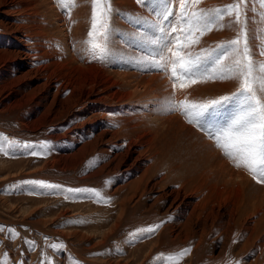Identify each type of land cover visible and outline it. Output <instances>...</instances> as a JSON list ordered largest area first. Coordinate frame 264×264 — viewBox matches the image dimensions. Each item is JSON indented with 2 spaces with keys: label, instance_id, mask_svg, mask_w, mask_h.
<instances>
[{
  "label": "bare ground",
  "instance_id": "bare-ground-1",
  "mask_svg": "<svg viewBox=\"0 0 264 264\" xmlns=\"http://www.w3.org/2000/svg\"><path fill=\"white\" fill-rule=\"evenodd\" d=\"M228 1L201 0L188 11L223 9L233 4ZM110 3L105 19L111 31L130 34L135 29L129 19L153 18L137 0ZM172 7L178 14V0ZM244 8L259 71L264 63L259 55L264 50V3L248 0ZM91 16L92 0H0V115L17 111L20 127L34 131L68 114L64 123L69 128L50 132L61 143L50 148L45 165L66 173L88 164L80 173L84 188L103 180L97 190L107 187L109 193L96 203L95 209L103 212L94 225L102 228L114 221L100 232L101 242L117 232L122 214L129 212L139 216L127 222L133 225L129 232L160 225L147 255L166 242L174 245L171 253L189 249L192 257L208 242L222 257L233 246L236 254H243L240 264H261L264 184L245 167H236L179 110H164L170 100L203 103L231 95L238 81L213 79L174 90L170 70L129 63L143 53L119 39L111 46L120 50V62L94 60L87 43ZM229 20L225 17L226 27L213 25L203 36L193 30L200 43L185 52L195 57L229 35L237 36ZM225 63L230 65L232 58ZM145 196L148 201L142 205Z\"/></svg>",
  "mask_w": 264,
  "mask_h": 264
},
{
  "label": "snow or ice",
  "instance_id": "snow-or-ice-1",
  "mask_svg": "<svg viewBox=\"0 0 264 264\" xmlns=\"http://www.w3.org/2000/svg\"><path fill=\"white\" fill-rule=\"evenodd\" d=\"M137 3L148 9L153 18L137 17L129 19L128 23L135 29L132 33L111 31V25L105 19L111 13L110 0H92L91 29L87 33L89 53L94 60L120 62L119 49L112 47L116 39L141 53L143 56L129 63L146 64L147 70L171 71L172 88L180 89L206 80H236L238 88L231 95L220 96L203 103L188 101H168L164 110L171 112L179 110L186 117L187 123L195 125L203 131L215 146L221 149L223 155L235 162L236 167H245L257 183L264 184V63L259 65V71L253 57V48L249 44L247 32V12L244 6L248 0H235L233 4L221 9L205 11L195 9L201 0H178L179 12L174 14V0H137ZM264 3V0H262ZM229 17V25L238 30L237 38L219 43L211 50H202L195 57L191 52H185L193 44H199V36L205 31H211L213 25L221 29L226 27L222 21ZM171 18V19H170ZM187 25V27H184ZM199 36L194 37V31ZM264 56V50L259 51ZM231 57L232 63L225 61ZM47 141L39 145L41 150L48 146ZM11 148L33 149L35 146L25 142L18 145L9 142ZM0 152L5 151L0 142ZM30 155H38L36 150ZM35 191L39 189L61 190L75 193L80 198L89 194L99 197L95 189L78 188L64 189L59 184L43 180L24 181ZM82 194V195H81ZM160 225L139 229L133 233L134 238L145 234H153ZM0 230H3L0 228ZM10 238L18 236L14 230L8 229ZM34 245V242L25 241ZM51 248L59 250L62 244H52ZM185 249L177 253L183 256ZM0 264H6L0 260Z\"/></svg>",
  "mask_w": 264,
  "mask_h": 264
},
{
  "label": "rangeland",
  "instance_id": "rangeland-1",
  "mask_svg": "<svg viewBox=\"0 0 264 264\" xmlns=\"http://www.w3.org/2000/svg\"><path fill=\"white\" fill-rule=\"evenodd\" d=\"M232 1L234 3V0L228 2ZM0 32L4 30L0 28ZM235 38L236 35H229L222 43ZM16 112L0 115V142L9 153L0 152V228L3 229L0 230V260H5L6 264H240L243 254H236L233 246L228 256L222 257L218 248L208 242L202 246V252L199 250L192 257L187 255L188 252L183 256L176 255L180 251H176V254L172 252L173 255L170 251L174 245L169 246L166 242L147 255V248L156 241L158 228L153 234L134 238L133 233L147 227L129 232L133 225L127 222L139 217L129 212L122 214V223L117 232L101 242L100 232L107 230L114 221L112 219L108 226L102 228L94 225L96 216L103 212L95 209L96 203L106 199L109 193L107 187L97 190V183L104 184L101 182L103 180L95 179L88 187L90 189L92 185L99 192V197L89 194L87 198L61 190L37 188L33 191L30 185L23 183L43 180L59 184L64 189L84 188L80 173L87 170L88 164L81 171L66 173H61L57 165H45L50 148L57 142L56 138L50 137V132L56 127L61 131L68 129L66 126L70 125L64 123L68 114L47 121L41 128L31 131L20 127L15 118ZM45 141L49 142L48 146L41 150L39 145ZM9 142L18 145L27 142L35 147L11 148ZM32 150L39 154H28ZM146 201L148 197L145 196L141 204L144 205ZM104 204L108 205V201ZM8 229L19 235L10 238ZM25 241L34 242V245ZM52 244H62L63 248L53 249L50 247ZM189 246L192 247V243ZM259 261L264 264L263 255Z\"/></svg>",
  "mask_w": 264,
  "mask_h": 264
}]
</instances>
